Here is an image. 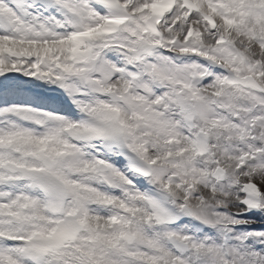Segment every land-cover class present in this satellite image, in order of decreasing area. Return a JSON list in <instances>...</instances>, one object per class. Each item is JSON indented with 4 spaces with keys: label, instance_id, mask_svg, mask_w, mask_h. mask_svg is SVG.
I'll return each instance as SVG.
<instances>
[{
    "label": "snow or ice",
    "instance_id": "1",
    "mask_svg": "<svg viewBox=\"0 0 264 264\" xmlns=\"http://www.w3.org/2000/svg\"><path fill=\"white\" fill-rule=\"evenodd\" d=\"M0 264H264V0H0Z\"/></svg>",
    "mask_w": 264,
    "mask_h": 264
}]
</instances>
